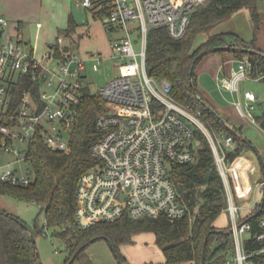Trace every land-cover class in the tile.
<instances>
[{"label":"built area","instance_id":"obj_1","mask_svg":"<svg viewBox=\"0 0 264 264\" xmlns=\"http://www.w3.org/2000/svg\"><path fill=\"white\" fill-rule=\"evenodd\" d=\"M210 1L79 0L85 9L102 12L106 31L117 34L111 49L120 65L119 75L98 91L106 107L96 120L101 138L92 146L98 164L78 181L75 220L68 224L73 231L124 217L166 218L172 222L184 218L189 209L180 200L170 173L173 163L186 164L196 159V131L200 130L211 143L227 192L235 243L228 264H256L254 257L264 253V217L255 234L260 249L248 252L246 240L241 239L243 233L252 231V225L239 221L236 198L245 195L242 183L247 160L241 155L228 159V151L236 147L235 139L222 134L215 138L202 111L180 103L171 84L150 77L147 70L149 32L165 28L172 39H182L193 13ZM134 23H138L137 28H132ZM10 26L7 18L0 17V152L16 154L14 164L27 163L31 142L41 138L51 150L69 153L71 130L78 116L76 103L87 89L83 79L86 61H96L97 70L106 57L98 53L81 57L73 50L66 51L67 46L59 38L61 53L53 48L56 43L40 59L31 42L25 41L21 32L11 33ZM51 59L57 60V71L48 66ZM22 75L29 76L34 85L18 96L12 88L18 87ZM263 77L252 75V64L245 58L238 61L230 75L218 80V86L240 93L243 81ZM37 86L38 95L34 92ZM244 100L245 104L237 101V112L257 123L256 94L245 91ZM16 143L28 145L22 152L16 149ZM14 164L9 163L6 171L0 167L1 179L12 185L29 184L31 175L12 170Z\"/></svg>","mask_w":264,"mask_h":264},{"label":"trees","instance_id":"obj_2","mask_svg":"<svg viewBox=\"0 0 264 264\" xmlns=\"http://www.w3.org/2000/svg\"><path fill=\"white\" fill-rule=\"evenodd\" d=\"M260 1L211 0L207 7L198 8L193 13L188 32L182 39H172L165 28H154L148 34L149 76L168 81L173 88V95L180 103L200 109L203 119L210 127L222 135L233 136L237 144L234 150L228 151L229 160L249 149V142L238 137L230 120L202 94L197 83L196 67L207 54L229 51L235 59L242 60L239 57L243 56L244 59H249L253 76H264V51L257 47L256 39L248 42L232 33L210 34L217 25L229 20L241 9L250 10L253 19L259 21ZM95 15L102 16V12H96ZM77 26L71 18L66 36H72ZM204 33L209 38L195 48L198 37ZM55 46L53 48L60 54L58 42ZM227 46L232 48L214 50ZM240 48L245 50L241 51ZM67 50L72 48L67 46ZM202 53L203 56L195 62L196 57ZM20 77L18 87L12 88V93L18 96L24 89L34 85L29 76ZM261 79L264 80V77ZM34 92L38 95V86L34 88ZM104 105L102 96L84 89L76 103L78 116L71 130V151L66 153L51 150L41 138H36L31 142L27 155V163L33 170L30 183L12 185L0 177V196L37 204L45 218L43 225L37 222L34 228H30L19 216L0 208V264H41L32 235L35 238L36 235L46 234L47 229H52L53 235L63 241L69 255L65 264L72 258H75L72 264H94L88 247L93 243L92 239H102L103 236L116 248V258L123 264H129L120 252V245L134 244V237L146 232L156 236V244L162 250L165 261L145 264H203L204 256L206 264H228L235 251L232 224L223 228L215 225L220 215L228 212L227 192L212 146L200 130L196 131V159L186 164L173 163L170 173L180 200L189 209L184 218L172 222L166 218L134 220L124 217L116 222L99 223L88 229L77 228L73 231L68 227L75 220L78 181L85 171L98 164L92 153V146L101 138L96 120L104 112ZM258 119L264 129V113ZM196 208L199 209L197 214L194 213ZM190 213H193V219L190 218ZM263 217L264 206L261 204L255 214L241 219L252 225L250 237L245 241L248 252L261 248L260 243L255 240V234L260 231L259 221ZM253 260L256 264H264V253L256 255Z\"/></svg>","mask_w":264,"mask_h":264},{"label":"rangeland","instance_id":"obj_3","mask_svg":"<svg viewBox=\"0 0 264 264\" xmlns=\"http://www.w3.org/2000/svg\"><path fill=\"white\" fill-rule=\"evenodd\" d=\"M208 4L200 8H205ZM258 13L259 21H255L250 10L241 9L234 13L229 20L217 25L210 34L232 33L248 42L256 39L257 47L264 51V0L258 3ZM0 17H5L10 21V30L14 26L20 25L23 39L31 41V45L39 56L45 55L49 47L55 45L61 38L64 45L72 48L81 57H87L89 53H98L106 57L97 70L94 68L96 61H86L83 79L92 94H98L101 87L119 75L120 61L113 56L111 49V43L117 34L106 31L104 16L95 15L94 10L85 9L79 5V0H0ZM71 18L78 25L77 30L72 36H66ZM137 25L138 23H134L132 28H137ZM208 38V34H201L195 47L198 48L204 44ZM229 47L232 48V46ZM136 50H139L137 45ZM234 57L233 53L229 51L207 54L196 67L197 83L202 94L207 93L219 110L236 126L238 137L249 142V149L244 150L242 154L254 153L257 158L261 157L264 163V129L258 119V116L264 113V80L252 78L243 81L240 93L222 90L218 86V80L223 78V72L222 75L217 76L218 68L223 66L225 59ZM239 58L244 59V56ZM48 66L57 71V60H49ZM245 91H252L257 96L254 111L257 123L241 117L234 108L237 103L235 100H241L245 104ZM105 110L104 105V112ZM211 130L215 138L216 136L220 137L221 134L215 128L211 127ZM201 133L203 132L201 131ZM206 139L209 141L208 138ZM27 145L28 143H16L15 147L18 151L23 152ZM17 159L18 156L14 153L0 152L1 171L8 170V164H14ZM11 169L18 170L22 175H33L32 168L25 162L14 164ZM253 186L252 199L245 202L238 201L243 218L257 212L254 202L257 197L258 185L254 184ZM259 194L262 199L264 189ZM0 208L19 216L30 228H34L37 222L40 225L45 223L44 215L41 214L40 206L37 204H28L10 197L0 196ZM194 213H199V209L196 208ZM222 216L224 217V215ZM190 218L193 219V213H190ZM225 219L227 224H230L229 216ZM239 221L243 222L240 219ZM249 237L250 233L245 232L241 239L245 241ZM35 245L41 264H65L69 256L63 241L53 235L52 229H47L46 234L36 235ZM120 252L127 258L129 264L138 263L144 258L151 261L164 259L157 244L148 240L138 241L134 244H122ZM88 253L94 264H119L109 242L104 239L93 242L88 247ZM233 264L238 263L234 262Z\"/></svg>","mask_w":264,"mask_h":264},{"label":"crops","instance_id":"obj_4","mask_svg":"<svg viewBox=\"0 0 264 264\" xmlns=\"http://www.w3.org/2000/svg\"><path fill=\"white\" fill-rule=\"evenodd\" d=\"M96 12L97 11H95V13ZM17 31L21 32V26L20 25H16V26H14L13 29L10 30L11 33H15ZM35 52H36V49H35ZM36 55L40 59H42L44 57V55L39 56L37 53H36ZM239 60L240 59H235V58H232V59L231 58H227V59H225L223 61V66H220L218 68V70H217L218 71L217 72V76L222 75V72H223V77L230 75L233 72V70L237 68ZM203 95L214 105V107L223 116H225L219 110L217 105L212 101V98L209 95H207V93H204ZM235 102H237V100H235ZM234 108H235V106H234ZM227 119H229V118H227ZM230 123H231L232 127L236 128V126L231 121H230ZM241 156H243L247 160V167L245 168V177L243 178V183H242L243 188L245 189V195L242 198H236L237 199V203H238V201L239 202H245V201L251 200L252 196H253V192H254L253 191V189H254L253 185L254 184L258 185L257 197L255 198V202H254L255 209H257V211H258L259 205H261L263 200H264V197L261 199L260 196H259L260 195L259 194L260 191L262 189H264V185H263V182H264V163H263L261 157L257 158V156L254 153H251V152H247V154L245 153V154H242ZM250 211H251V209H250ZM222 215H224V217ZM227 216H229L230 224H232L231 215L229 214V212H224L216 220L215 225L217 227H219V228L228 227L230 224H227V221L225 219V218H227ZM240 218L241 219L243 218V217H241V212H240ZM146 240L151 241L153 243H156V236L153 233L146 232V233L138 234V235H136L134 237V243H136L138 241H146ZM160 251L162 252L161 249H160ZM162 254H163V252H162ZM164 261H165V256H164V259L157 260V261H151L148 258H144L143 260H141V261H139L138 263H135V264H145L147 262H164Z\"/></svg>","mask_w":264,"mask_h":264},{"label":"water","instance_id":"obj_5","mask_svg":"<svg viewBox=\"0 0 264 264\" xmlns=\"http://www.w3.org/2000/svg\"><path fill=\"white\" fill-rule=\"evenodd\" d=\"M0 34H2V32H0ZM229 48H230L229 46H227V47H223V48H222V47H220V48L217 47V48H215L214 50H219V49H229ZM240 50H241V51H244L245 49L240 48ZM250 51H251V52L259 53V52L255 51V50H250ZM203 54H204V53H202V54H200L199 56H197L196 59H195V62L198 61V60L203 56ZM199 99H200V98H199ZM205 104H207V103L205 102ZM207 108L210 109V110H212V111L215 113V110H213L211 106L207 105ZM262 205L264 206V200H263V202H262ZM231 232H233V229H232V228H231ZM100 238H101V237H96V238L92 239L91 242H95V241L99 240ZM102 239H104V240H106V241L109 242V244H110V246H111L113 252H114L115 255L117 256L116 248H115V247L113 246V244L108 240V238L105 237V236H103ZM32 242L35 243V238H34L33 235H32ZM74 259H75V258H72L68 264H72V262L74 261ZM119 264H123V263H122L121 261H119ZM203 264H206V256H204Z\"/></svg>","mask_w":264,"mask_h":264}]
</instances>
